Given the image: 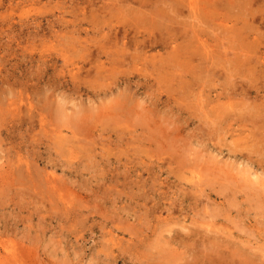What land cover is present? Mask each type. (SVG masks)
<instances>
[{"label":"rangeland","instance_id":"rangeland-1","mask_svg":"<svg viewBox=\"0 0 264 264\" xmlns=\"http://www.w3.org/2000/svg\"><path fill=\"white\" fill-rule=\"evenodd\" d=\"M175 1L0 0V246L264 264V0Z\"/></svg>","mask_w":264,"mask_h":264},{"label":"bare ground","instance_id":"bare-ground-1","mask_svg":"<svg viewBox=\"0 0 264 264\" xmlns=\"http://www.w3.org/2000/svg\"><path fill=\"white\" fill-rule=\"evenodd\" d=\"M183 2V0H180ZM186 1V0H185ZM119 4L120 7H125V8H130L131 12L126 13L127 14H132L134 15L133 18L136 19V22H140L141 21H145V22H153L154 25L157 24V26L161 25L159 22L161 21V19H164L166 17V21H175L178 18H180L179 13L176 11L178 8V2H176L175 0H119ZM177 4V5H176ZM186 4V3H185ZM246 4L247 3H242L239 5L242 7L241 10V14L244 13L245 8H246ZM187 6L192 10V12H194V9L197 10L198 5L196 0H188ZM177 12V13H176ZM250 14V12H249ZM196 20H199L200 17L197 14L196 11V17H194ZM155 27V26H154ZM125 30V29H124ZM178 33H176L177 35H181V36H185V32L184 31H177ZM193 33L194 36L197 35V32L195 29H191V34ZM138 32L136 33V39H138ZM192 35V36H193ZM172 36V34H170V37ZM169 37V38H170ZM179 37L178 36H173L171 38V41L173 40H177ZM160 43L159 40L154 41L152 44L154 45H158ZM122 59L125 58L124 54L122 53ZM147 61H145L146 64ZM237 64H243L241 62V60H237L236 61ZM158 70H161V66L157 67ZM1 243L2 248L4 249L3 251L0 248V257L1 259H3V263L4 264H36L34 260L29 259L28 257V253L30 252V250H27V252L24 251L23 248L18 247L13 245V248L7 246L6 244ZM169 247H170V242L168 243ZM0 246V247H1ZM171 246H174V244H172ZM168 247V248H169ZM167 249V248H166ZM166 251V250H164ZM210 258V257H209ZM208 259V258H206ZM218 259H221V257H218Z\"/></svg>","mask_w":264,"mask_h":264}]
</instances>
